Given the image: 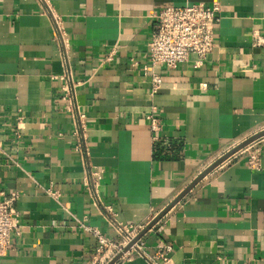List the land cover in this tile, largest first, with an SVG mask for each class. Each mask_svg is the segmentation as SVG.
I'll return each instance as SVG.
<instances>
[{"label":"crops","instance_id":"crops-1","mask_svg":"<svg viewBox=\"0 0 264 264\" xmlns=\"http://www.w3.org/2000/svg\"><path fill=\"white\" fill-rule=\"evenodd\" d=\"M47 1L65 41L40 0H0V196L20 194L0 264H93L97 243L83 223L117 240L114 221L144 229L264 129V0ZM193 3L219 5L216 47L201 65L192 55L156 68L154 92L151 15ZM69 73L84 115L78 134L64 99ZM254 142L259 169L237 152L114 264H154L164 245L168 264H264V136Z\"/></svg>","mask_w":264,"mask_h":264},{"label":"built area","instance_id":"built-area-1","mask_svg":"<svg viewBox=\"0 0 264 264\" xmlns=\"http://www.w3.org/2000/svg\"><path fill=\"white\" fill-rule=\"evenodd\" d=\"M43 4V13L52 17L54 36L65 41V28L61 17L53 12V8L47 0H40ZM219 5L205 6L203 3H193L183 6H168L155 11L151 17L153 19V31L148 42L149 63L145 68L152 72L153 91L156 92L161 84V76L155 69L166 66L174 68L182 62H186L192 55L196 56V64L201 65L207 56L216 47L217 39L215 28L219 22ZM259 44V40L256 41ZM111 54L107 60H111ZM63 90L66 101V110L71 113L76 122V134L83 129L82 115L75 99V85L71 74L65 76ZM21 117L18 118L19 122ZM151 121V131L155 141H159V131L161 130V116L156 107L148 115ZM253 142L239 153L246 154L250 167L259 169L261 167V151ZM99 177V172H93ZM96 193V192H95ZM53 195L57 193L53 192ZM98 197H96L97 199ZM20 194L16 190L9 193H2L0 196V258L4 257L11 248V234L19 225L18 202ZM96 241L97 248L93 264H108L123 248L128 245L142 231V225L121 224L113 222L114 232L120 239H113L103 233L99 228L83 223L81 225ZM140 240L136 242L137 249H140ZM165 250L159 251L156 256L151 257L154 264H168L170 262L169 253L172 251L171 245L162 246ZM128 251L123 256L129 254ZM162 259V262L159 260Z\"/></svg>","mask_w":264,"mask_h":264},{"label":"water","instance_id":"water-1","mask_svg":"<svg viewBox=\"0 0 264 264\" xmlns=\"http://www.w3.org/2000/svg\"><path fill=\"white\" fill-rule=\"evenodd\" d=\"M264 136V129L259 131L226 153H224L221 157H219L214 163H212L209 167H207L203 172H201L167 207L157 215L144 229L139 235H137L128 245H126L123 250L118 253L108 264H114L118 259H120L126 252H128L131 247L135 246L136 242L146 233L148 232L173 206H175L198 182H200L208 173H210L213 169L221 165L231 156L236 154L237 152L241 151L254 141L258 140L259 138Z\"/></svg>","mask_w":264,"mask_h":264}]
</instances>
